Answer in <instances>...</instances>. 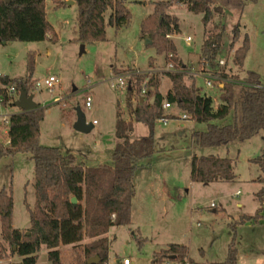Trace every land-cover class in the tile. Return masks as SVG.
<instances>
[{
	"label": "rangeland",
	"instance_id": "374dc122",
	"mask_svg": "<svg viewBox=\"0 0 264 264\" xmlns=\"http://www.w3.org/2000/svg\"><path fill=\"white\" fill-rule=\"evenodd\" d=\"M122 1L131 14L130 23L119 31L107 26L103 42L80 41L77 5H69L66 0H46L47 20L53 34L41 42L14 41L0 46V75L22 80L33 64L29 94L45 110L40 144L58 148L65 156L73 155L76 163L84 167L112 165L109 153L117 141L115 128L119 111L125 121H134L127 104V88H118L119 77L128 83L130 73L127 72L132 70L158 75L159 90L163 92L172 87L170 79L162 75L174 70L171 56L157 52L153 40L144 36L142 25L154 14L156 3L173 0ZM217 2L222 13L213 14L208 25L202 13H193L184 5L174 4L167 11L179 19L180 33L168 37L177 48L178 59L186 66L187 84L193 81L202 94L212 97L215 109L220 105L222 91L221 81L213 76V71L237 77L241 84L252 71L264 82V0ZM109 16L110 11L105 14L106 20ZM236 27H239L240 38L231 48ZM219 33L220 45L211 67L202 57L203 49L206 41ZM188 37L190 43L186 42ZM245 37H248L249 50L243 66L238 67L234 54ZM146 38L150 40L147 45ZM50 77L58 80L52 92L45 88L34 89L37 80ZM206 80H210L213 87H207ZM241 84L235 89L238 98H242L245 90ZM88 96L93 100L91 108L85 105ZM137 103L134 95L132 106ZM175 109L179 118L186 114ZM78 110L86 123L93 126L87 134L74 130ZM6 111L15 114L20 110L12 105ZM168 111L164 110L170 115ZM237 120L240 121V113L233 110L225 121L212 124H234ZM134 124L133 138L148 133L145 125ZM7 125L0 120V142L4 144L8 142ZM207 129V124L190 119L169 120L166 126L160 121L156 123V153L143 161V166L135 173L137 193L133 222L129 226L113 227L107 235L111 240L108 264H123L124 260L129 264H155V255L171 244L186 247L188 259L185 263L169 260L161 264H228L232 243L237 249V264H264V218L259 222H242L244 216L253 217L260 208L255 194L262 188L259 182L262 174L249 160L264 154V132L228 147L193 145L192 134ZM209 155L231 158L236 180L208 185L192 182L193 157ZM3 189L12 193L13 228L29 235L31 223L27 206L34 209L36 204L35 165L31 155L19 153L0 158V191ZM111 218L115 220V215ZM91 242L92 239L85 236L82 244ZM0 243L7 252L0 264H21L22 258L3 240L1 219ZM60 250L63 264H69L73 258L71 247L63 246ZM47 252L45 247L40 248L37 264H49Z\"/></svg>",
	"mask_w": 264,
	"mask_h": 264
},
{
	"label": "trees",
	"instance_id": "16d2710c",
	"mask_svg": "<svg viewBox=\"0 0 264 264\" xmlns=\"http://www.w3.org/2000/svg\"><path fill=\"white\" fill-rule=\"evenodd\" d=\"M46 0H0V46L14 41L41 42L53 34V27L47 20ZM79 12L78 29L82 43L103 42L106 40V27L119 31L127 27L131 14L122 0H73ZM257 3L259 0H240ZM217 0H173L155 4V12L143 22L144 36L153 40L158 53L170 55L174 70L163 73L172 82L171 89L163 96L159 91L160 78L137 71H129L127 104L131 110L133 123L117 114L116 144L112 152V165L84 167L76 163L73 155H63L58 148L40 144L41 123L45 110L40 106L33 111H19L9 119L7 140L0 142V158L16 154H29L35 165L36 204L34 209L27 206L30 214V228L21 232L13 228V197L5 189L0 191L1 233L12 252L22 258L21 264H37L38 252L43 246L47 249L50 264H63L61 247L70 246L73 258L69 264H88L92 258L98 263L108 264L111 240L107 235L111 228L131 225L132 203L136 194L135 173L142 162L155 153V126L163 119H177L165 114V102L186 112L188 119L208 125L206 131L192 134V142L198 148L228 147L234 142H245L264 132V82L259 74L249 71L243 84L237 77H229L222 72H212L223 83L220 105L213 106V99L202 94L192 81L187 84L186 66L178 59L177 48L168 37L180 33L179 19L167 13L174 5H184L193 13H202L205 25L213 14L222 13ZM110 11L108 20L105 14ZM221 33L206 41L202 57L211 64L216 58ZM240 38L236 27L231 48ZM215 39V40H213ZM249 50L248 37L234 54V63L242 67ZM33 64L29 65L28 75L22 80L0 77V87L18 82V89L29 92ZM117 75L121 72L116 71ZM146 82V83H145ZM245 87L242 98L235 96V89ZM143 90L145 91L143 93ZM138 103L132 106L133 96ZM143 99V101H141ZM239 99V100H238ZM152 100L151 103L148 101ZM234 110L240 113V121L234 124L214 125V121H225ZM179 119V118H178ZM187 119V120H188ZM134 122L148 128V133L133 138ZM256 165L262 176V188L255 194L260 204L255 216H244L242 222H259L264 218V154L249 160ZM192 182L208 185L217 182L236 180L234 161L213 155L194 156L191 169ZM77 199V204L71 202ZM115 215V220L112 216ZM92 239L83 245L84 237ZM16 249V251L14 250ZM6 248L0 243V259L6 258ZM187 248L171 244L155 255V264L165 261L185 263ZM228 264H237V249L229 247Z\"/></svg>",
	"mask_w": 264,
	"mask_h": 264
},
{
	"label": "built area",
	"instance_id": "2783aa9c",
	"mask_svg": "<svg viewBox=\"0 0 264 264\" xmlns=\"http://www.w3.org/2000/svg\"><path fill=\"white\" fill-rule=\"evenodd\" d=\"M186 42L190 43L191 42V38L188 37L186 38ZM221 65H224L223 62H220ZM171 67V66H170ZM119 84H118V88H127L128 87V83L124 80L123 77H119ZM58 84V80L55 77H50L48 79L45 80H37L35 82V84L33 85L34 89L39 91L41 89H47L48 91L52 92L55 85ZM18 82L10 84L8 86H1L0 87V120L5 123L8 124L10 117L12 116V114L7 113V108L10 106H14L15 102L19 99L20 96V90L18 89ZM206 86L207 87H213L212 82L210 80H206ZM145 91L143 90V93ZM29 94V92H28ZM30 95V94H29ZM92 97L88 96L86 98V107L87 108H91L92 107ZM170 108H172V105L165 102L163 104V109L164 110H169ZM179 118V117H178ZM182 120H187L188 117L186 114H183L181 116ZM169 119H163L160 120V122H162V124L164 126H166L168 124ZM93 124H96V121L93 122ZM212 206L214 207V204H212ZM123 264H129L128 260H124Z\"/></svg>",
	"mask_w": 264,
	"mask_h": 264
},
{
	"label": "water",
	"instance_id": "95a60500",
	"mask_svg": "<svg viewBox=\"0 0 264 264\" xmlns=\"http://www.w3.org/2000/svg\"><path fill=\"white\" fill-rule=\"evenodd\" d=\"M69 5L74 4V1H69ZM150 43L149 38H146V45ZM4 45L6 43H3ZM14 106L18 108L20 111L23 112H29L36 110L39 105L35 103L34 97L32 95H29L27 91L22 90L20 92L19 99L15 102ZM93 126L90 124H87L85 121L84 115L81 113L80 110H78V116H77V121L74 124V130L79 132V133H84L87 134L92 130ZM72 204L76 205L77 204V199L72 198L71 199ZM99 258H92L88 261V264H93V263H98Z\"/></svg>",
	"mask_w": 264,
	"mask_h": 264
},
{
	"label": "crops",
	"instance_id": "0c3cea01",
	"mask_svg": "<svg viewBox=\"0 0 264 264\" xmlns=\"http://www.w3.org/2000/svg\"><path fill=\"white\" fill-rule=\"evenodd\" d=\"M66 1H71V0H66ZM45 4H46V1H45ZM74 5H76V3L74 2ZM47 14V13H46ZM7 44V43H6ZM0 77H4L3 75H0ZM163 83V82H162ZM223 84L221 83L220 85H219V87L220 88H223ZM170 90V88L169 89H166V92H163L162 90H159L160 91V93L163 95V96H166V94H167V92ZM173 107V106H172ZM176 107L174 106L173 108H170L169 109V111L168 112H170L171 114L170 115H173V116H176V118L178 119V116L175 114V109ZM135 130H136V126H135V124H134V132H135ZM142 136H145V135H142ZM142 136H137V137H134L135 139L136 138H139V137H142ZM116 144V143H115ZM115 144L114 145H112L110 148H111V150H110V158L112 159V152H113V149H114V146H115ZM135 186H136V183H135ZM137 193V192H136ZM135 199H136V194H135V197H134V199H133V203H132V218H131V224H132V222H133V218H134V202H135ZM50 264V263H49Z\"/></svg>",
	"mask_w": 264,
	"mask_h": 264
}]
</instances>
